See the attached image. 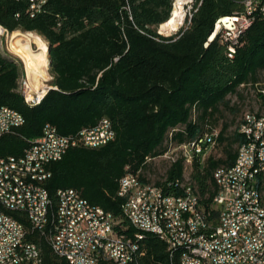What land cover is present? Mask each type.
Returning <instances> with one entry per match:
<instances>
[{
  "label": "trees",
  "instance_id": "trees-1",
  "mask_svg": "<svg viewBox=\"0 0 264 264\" xmlns=\"http://www.w3.org/2000/svg\"><path fill=\"white\" fill-rule=\"evenodd\" d=\"M246 1L194 0L186 26L165 37L158 29L171 18L174 0H48L34 17L29 0H0V27L9 33L35 32L47 40L54 78L53 89L30 108L19 92L25 73L22 63L0 49V108L15 109L26 120L0 138V158L22 156L47 124L61 135L76 136L109 119L116 138L99 148L70 149L49 166L52 177L45 187L53 207L58 206L59 190L75 189L112 213L120 230L134 235L136 230L124 214L126 200L119 196L121 179L133 173L169 193L177 192L179 188L169 184L183 179L186 158L180 155L176 163H169L156 182L145 175L149 161L164 159L174 147L215 130L212 120L220 106L230 108L228 97L239 95L241 87L260 83L264 11L256 12L233 57L221 34L210 41L217 21L245 13ZM259 96L264 101V93ZM225 131L220 130L216 149L226 141ZM236 141L238 149L226 145L223 156H214L216 149L206 159L195 156L192 180L206 210L214 208L217 198L215 172L233 166L245 142L238 131ZM259 189L263 193L264 174ZM13 215L31 228L20 213ZM30 239L42 249V264H69L38 232ZM141 249L144 255L131 264H181L179 255L173 260L156 234L147 233Z\"/></svg>",
  "mask_w": 264,
  "mask_h": 264
},
{
  "label": "built area",
  "instance_id": "built-area-1",
  "mask_svg": "<svg viewBox=\"0 0 264 264\" xmlns=\"http://www.w3.org/2000/svg\"><path fill=\"white\" fill-rule=\"evenodd\" d=\"M29 3L34 17L44 11L48 0H29ZM259 10L264 11L263 0H247L245 13L217 21L210 41L221 34L222 40L229 43L233 57L240 38L252 26ZM51 89L46 85L36 89L26 75L23 97L39 103ZM25 123V117H18L6 107L0 108V138ZM262 123L263 114L244 113L237 130L245 139L241 144L243 168L233 175H226L219 168L220 174L228 179L229 197L227 201H219L218 209L194 208L191 204V193L197 190L192 180L193 161L199 155L206 159L216 149L218 129L164 155L170 164L176 163L180 155L186 158L183 182L179 186L169 184L179 187V196H170L163 187L145 182L139 175H125L120 181L119 194L127 196L124 214L129 224L137 227V235L123 233L119 229L120 221L113 214L91 204L75 189L60 190V205L52 207L45 187L52 177L49 166L61 161L70 149L99 148L116 138L109 121L103 119L76 136L61 135L54 125L47 124L43 135L22 156L0 158V264H24L18 262V255L42 264V249L30 239L34 232L45 237L53 252L69 264H100L102 260L135 263L144 255L141 237L145 235H141V228H149L151 234L164 232L173 260L179 255L187 264H264V216L258 214L254 182H251V171H264ZM135 184H146V191L135 193ZM146 206L155 207V221L145 218ZM202 211H209L212 219H219V226L204 224ZM13 213H20L31 228ZM163 221H172L174 230H165ZM178 245H190V253H178Z\"/></svg>",
  "mask_w": 264,
  "mask_h": 264
},
{
  "label": "bare ground",
  "instance_id": "bare-ground-1",
  "mask_svg": "<svg viewBox=\"0 0 264 264\" xmlns=\"http://www.w3.org/2000/svg\"><path fill=\"white\" fill-rule=\"evenodd\" d=\"M190 2L191 0H174L171 18L169 19L168 22L162 24L160 27V32L162 34L167 33L170 35L173 32H177L182 27V25L184 24V20H185L184 5ZM189 16L191 17L192 15H189ZM225 22H227V20H225ZM15 32L16 34L11 36L12 49L15 51V53L18 56H20L24 60L26 64L25 66L27 68L28 77L31 80V82L35 85V88L38 89L43 85V84L41 85V80L43 76L41 75V73H39L35 64L30 62V59L36 60L38 64H40L42 68H44L45 70L49 69L50 61L48 57L49 56L48 44L44 41L43 36L42 38L40 35L34 32L22 33L20 30H17ZM34 43H36L39 48L38 53H33V51L31 50V46ZM33 79H39L40 81L38 82ZM25 88H26V77L23 76L19 81V92L22 95L25 94ZM45 97H43L39 103H35V104L34 102L27 100L25 98L24 100H25V103L30 108H34L38 106L39 104H41V102L44 100ZM6 109L14 111V113L17 114L18 117H24L22 113H20L19 111L15 109H12L10 107H6ZM106 120L109 121L110 128H112L114 136H116V132L113 128L112 122L109 119H106ZM260 135L264 136V123L260 125ZM242 168H243V149L240 146L238 150L237 160L234 163V165L231 167H223L222 170L226 172V175H233L235 174L236 171H242ZM263 174H264V171H259V172L251 171V182H254V193L256 194L258 214L262 216H264V195L262 191L259 189V178ZM214 180L218 187V193H217V198L213 202V205H214L213 209H218L219 201H227V198L229 197V184H228V179L226 177H223L222 174H220L219 169L214 174ZM182 182H183L182 178L176 179L173 182V186H179ZM145 191H146V184H135L134 185L135 193H142ZM59 194H60V190L58 191V206L57 207H59L60 205ZM119 196L121 198H124L127 203V196H124V194H119ZM170 196H179V190H177V192L170 193ZM49 201L51 202V206L53 207L54 202L50 194H49ZM191 204L194 206V208H204L202 200H201V196L199 195L197 190H193V193H191ZM108 214H112V213L108 212ZM144 215L147 221H155L156 220L155 207L146 206L144 208ZM201 220L204 224H210V226H219V219H212V215L209 214V211L201 212ZM131 227L133 228V230H136L135 231L136 233L134 232V235H137V227L136 226H131ZM163 228H165V230H174V223L172 221H163ZM123 233L130 234V235L132 234V233H127L126 231L125 232L123 231ZM147 233H149V228H141V235H146ZM153 234L158 235L159 238L166 243V235L164 232H153ZM144 238L145 237H141V240H143ZM178 253H190V245H178ZM170 256L172 258L171 254ZM179 257L181 260V264H187L186 259H184L183 256H179ZM18 262H24V264H34V260L25 259V255H18Z\"/></svg>",
  "mask_w": 264,
  "mask_h": 264
},
{
  "label": "rangeland",
  "instance_id": "rangeland-1",
  "mask_svg": "<svg viewBox=\"0 0 264 264\" xmlns=\"http://www.w3.org/2000/svg\"><path fill=\"white\" fill-rule=\"evenodd\" d=\"M193 4H194V0H192L190 3H188L185 6V13H186L185 20L180 30L184 26H186L185 23L188 18L187 15H189V13H192ZM179 31L173 32L170 35L165 33L163 34V36L170 37V36L177 34ZM21 32L25 33L23 31ZM158 33L162 35V33L160 32V27L158 29ZM15 34L16 32L9 33L3 28H0V49L4 55L14 58L16 60H19L22 63L24 67V71H25L24 76L26 77L28 73H27V68L25 66L26 64L24 60L20 56H18L15 53V51L12 49L11 36ZM43 39L48 44L47 40L45 38ZM31 50L33 51V53L39 52V48L36 43L32 44ZM30 62L35 64L37 70L43 76L41 80V85L43 84L42 86L46 85L52 88L54 78L49 72V69L45 70L34 59H30ZM33 80H36L38 82L40 81L39 79H33ZM259 92L264 93V71L260 73V83L259 84H256L255 86L249 85L247 87H241L239 95H230L228 97V100L230 101V108H227L224 105L220 106L219 111L217 112V114L212 120V125L214 126V128L218 130H222V131L226 128V131H225L226 141L217 147V149L213 152L214 156H223L225 153L226 145L228 146L232 145L233 149L235 150L238 149V142L236 141V133L238 130L239 123L245 112L250 111L253 113L264 115V101L260 98ZM168 164L169 162H167L166 159L165 160L156 159V160L149 161L148 166L145 170V175L148 176L154 182L159 181L162 178V175L164 174L166 169L168 168ZM263 195H264V190H263Z\"/></svg>",
  "mask_w": 264,
  "mask_h": 264
},
{
  "label": "water",
  "instance_id": "water-1",
  "mask_svg": "<svg viewBox=\"0 0 264 264\" xmlns=\"http://www.w3.org/2000/svg\"><path fill=\"white\" fill-rule=\"evenodd\" d=\"M49 47V46H48Z\"/></svg>",
  "mask_w": 264,
  "mask_h": 264
}]
</instances>
